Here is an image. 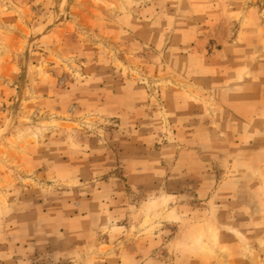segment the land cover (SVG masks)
<instances>
[{
    "label": "rangeland",
    "instance_id": "374dc122",
    "mask_svg": "<svg viewBox=\"0 0 264 264\" xmlns=\"http://www.w3.org/2000/svg\"><path fill=\"white\" fill-rule=\"evenodd\" d=\"M0 264H264V0H0Z\"/></svg>",
    "mask_w": 264,
    "mask_h": 264
},
{
    "label": "bare ground",
    "instance_id": "6f19581e",
    "mask_svg": "<svg viewBox=\"0 0 264 264\" xmlns=\"http://www.w3.org/2000/svg\"><path fill=\"white\" fill-rule=\"evenodd\" d=\"M63 1H64V0H60V4H62V3H63Z\"/></svg>",
    "mask_w": 264,
    "mask_h": 264
}]
</instances>
